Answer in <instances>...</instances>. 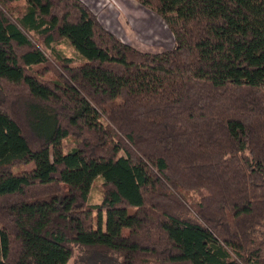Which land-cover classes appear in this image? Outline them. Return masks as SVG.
I'll return each instance as SVG.
<instances>
[{"label":"trees","instance_id":"obj_1","mask_svg":"<svg viewBox=\"0 0 264 264\" xmlns=\"http://www.w3.org/2000/svg\"><path fill=\"white\" fill-rule=\"evenodd\" d=\"M133 1L173 48L0 0V264H264V0Z\"/></svg>","mask_w":264,"mask_h":264},{"label":"rangeland","instance_id":"obj_2","mask_svg":"<svg viewBox=\"0 0 264 264\" xmlns=\"http://www.w3.org/2000/svg\"><path fill=\"white\" fill-rule=\"evenodd\" d=\"M82 1L97 16L104 28L118 37L132 48L145 53H161L174 46V38L165 22L156 14L145 10L132 0H79ZM57 50L64 57L74 60L79 64L80 59L65 43L58 45ZM50 54V52H48ZM52 54V53H51ZM28 165L17 169H32ZM101 183L96 179L91 185L88 204L97 205L101 201ZM99 216L101 221L99 222ZM104 213H94V228L105 231ZM78 253H76L77 255ZM76 259V256L73 258ZM73 260L69 261L72 264ZM75 263V262H74Z\"/></svg>","mask_w":264,"mask_h":264},{"label":"crops","instance_id":"obj_3","mask_svg":"<svg viewBox=\"0 0 264 264\" xmlns=\"http://www.w3.org/2000/svg\"><path fill=\"white\" fill-rule=\"evenodd\" d=\"M133 1V0H132Z\"/></svg>","mask_w":264,"mask_h":264}]
</instances>
